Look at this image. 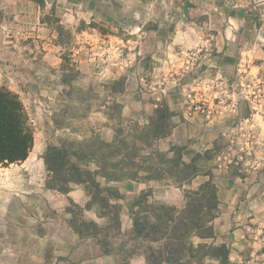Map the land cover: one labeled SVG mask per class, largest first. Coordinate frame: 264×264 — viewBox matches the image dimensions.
<instances>
[{
  "label": "rangeland",
  "instance_id": "374dc122",
  "mask_svg": "<svg viewBox=\"0 0 264 264\" xmlns=\"http://www.w3.org/2000/svg\"><path fill=\"white\" fill-rule=\"evenodd\" d=\"M154 1L0 0V88L18 96L34 137L27 161L0 164V264L98 255L95 241L78 238L69 226L72 220L104 226L92 216L95 189H54L45 154L51 147L72 152L90 142H113L116 131L124 136L148 123L164 134L185 126L188 145L207 148L204 167L181 187L177 207L184 190L209 179L217 187L213 237L193 238L206 252L194 264H264V52H243L241 42L223 40L215 29L222 22L219 9L209 10L211 16L184 8L170 13L148 7ZM258 16L264 22V14ZM195 21L207 23L200 29ZM52 48L57 52H48ZM172 145L170 136L150 141L151 151L165 153ZM67 163L92 173L101 166L93 157L70 156ZM155 181L172 186L165 176ZM74 190L83 192L85 203L69 197ZM132 202L129 195L119 202L126 231ZM220 217L223 236L214 231ZM228 242L237 259H229ZM145 247L134 240L124 245L125 255L109 257L130 264Z\"/></svg>",
  "mask_w": 264,
  "mask_h": 264
},
{
  "label": "trees",
  "instance_id": "16d2710c",
  "mask_svg": "<svg viewBox=\"0 0 264 264\" xmlns=\"http://www.w3.org/2000/svg\"><path fill=\"white\" fill-rule=\"evenodd\" d=\"M158 132L148 123L141 129L134 127L130 134L122 136L116 131L113 142L84 144L80 150L69 151L68 147H51L46 152L44 163L52 174V187L68 193L71 184H91L90 206H95L98 218L104 226L94 221L75 220L70 228L80 239H93L101 255L123 254L124 245L134 240L146 243V264H194L205 246L194 244L193 238L213 237L212 222L217 217V187L209 179L195 189L184 190V204L156 207L148 202L150 191H142L128 208L131 228L122 231L121 213L124 196L110 183L123 181L145 182L160 177L171 179V185L180 189L199 174L196 156L190 163L182 160V148L171 146L169 151H151L150 141L169 136ZM33 128L17 95L0 88V164L24 162L33 147ZM82 145V144H81ZM97 145V146H96ZM79 160L93 157L101 165L98 172H89L70 167L69 157ZM56 160V163L52 159ZM140 160L139 162H136ZM102 178L104 184L95 181ZM128 234L119 247L113 241ZM157 245V246H154ZM210 248V247H209ZM209 254V252H208ZM207 254V255H208Z\"/></svg>",
  "mask_w": 264,
  "mask_h": 264
},
{
  "label": "crops",
  "instance_id": "0c3cea01",
  "mask_svg": "<svg viewBox=\"0 0 264 264\" xmlns=\"http://www.w3.org/2000/svg\"><path fill=\"white\" fill-rule=\"evenodd\" d=\"M59 5V4H57ZM112 5V4H111ZM114 7V6H112ZM148 7H153L155 9H164L170 13L184 9H194L198 12L203 11V14L211 16L212 12L209 11L213 9H219L220 14L222 15L220 27L215 29L220 31L219 34L222 35V39L226 42L229 41H239L243 44L244 50L255 49L261 50L264 52V22L260 19L258 15H263L264 12V0H156L151 4H148ZM66 10H70L71 6H65ZM92 8V7H91ZM109 9V6H105ZM241 9V11H239ZM67 16V15H66ZM69 16L66 17L62 22H67ZM92 20H94L92 18ZM209 20V19H208ZM196 22V23H195ZM195 26L202 29L206 22L195 21ZM210 23H215L210 21ZM189 26V23H186ZM215 25V24H214ZM249 34V38L248 35ZM218 39V35L215 36ZM261 42V43H260ZM230 43V42H229ZM250 45V46H249ZM249 46V47H248ZM248 48V49H247ZM48 52H57L55 48L48 50ZM183 131V140H178V133ZM186 131L187 128L184 126L183 130L181 127H174L170 132L171 142L178 147H183L182 149V160L186 163H190L196 156H199L197 161V167L201 169L204 167L203 161L204 153L207 151V148L193 150L189 143L186 142ZM34 142V141H33ZM105 142H112L105 140ZM186 146V147H185ZM34 147V143H33ZM33 147L31 151H33ZM31 151L29 154H31ZM29 159V155L25 161ZM203 160V161H202ZM24 161V162H25ZM196 186L199 184L197 180H194ZM113 187L117 188L121 195H129L132 198V201L140 195L142 191H150V196L148 197V202L153 206L158 207H167V206H180L182 191L174 186H164L156 182L155 180H149L145 182H133V181H124L121 183H113ZM129 187V191L127 188ZM219 188V187H218ZM123 192V190H125ZM230 201L232 200V195H227ZM69 197L73 199L76 203H85L86 197L82 191H71ZM128 197V196H127ZM226 193L223 188L220 189V198L225 202ZM219 198V197H218ZM129 199V198H128ZM92 216L97 219L96 212L92 211ZM222 216L231 217V214L223 212ZM94 220V218L91 217ZM218 219V218H217ZM214 222V231L218 232L220 235H224L221 230V217ZM230 230V227H229ZM125 231V228L122 229ZM217 235V234H216ZM230 244V254L229 259H237L239 256L234 249V243L228 242V247ZM111 255H98L85 256L79 258H67V259H56L57 264H118L117 259L109 257ZM114 256V255H112ZM55 264V263H54ZM130 264H146L144 256H138L130 259Z\"/></svg>",
  "mask_w": 264,
  "mask_h": 264
}]
</instances>
